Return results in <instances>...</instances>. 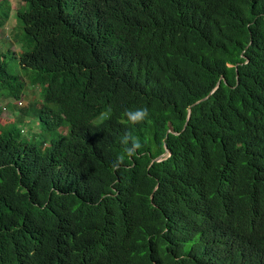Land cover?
Instances as JSON below:
<instances>
[{
	"label": "trees",
	"instance_id": "16d2710c",
	"mask_svg": "<svg viewBox=\"0 0 264 264\" xmlns=\"http://www.w3.org/2000/svg\"><path fill=\"white\" fill-rule=\"evenodd\" d=\"M23 2L18 62L70 132L0 130V264H264V0Z\"/></svg>",
	"mask_w": 264,
	"mask_h": 264
},
{
	"label": "rangeland",
	"instance_id": "374dc122",
	"mask_svg": "<svg viewBox=\"0 0 264 264\" xmlns=\"http://www.w3.org/2000/svg\"><path fill=\"white\" fill-rule=\"evenodd\" d=\"M9 2V18L0 29V52L6 69L23 79L24 85L19 101L9 93L10 85L0 87V130L12 128L20 139L37 143L45 142V147H48L55 137L69 134V125L62 124L51 132L43 129L39 111L44 102L43 85L46 79H37V70L23 68L18 62L17 52L21 51V44L26 42V39L22 38V23L16 19V9L17 6L24 7L25 3L23 0H9Z\"/></svg>",
	"mask_w": 264,
	"mask_h": 264
},
{
	"label": "clouds",
	"instance_id": "9594fccd",
	"mask_svg": "<svg viewBox=\"0 0 264 264\" xmlns=\"http://www.w3.org/2000/svg\"><path fill=\"white\" fill-rule=\"evenodd\" d=\"M20 99L21 98H19L17 101H19ZM125 116L133 125H135L144 122L148 118L149 110L147 107L127 109L125 111ZM119 142L124 146V150L122 154L117 155L116 160L112 165L114 169L121 166L124 163L126 157L132 158L136 156L138 150H140L143 147L140 138L133 135L132 132L130 131H126L120 137ZM166 152L170 153V150L167 149ZM165 153H163L161 156H158L157 159H160L161 157L164 158Z\"/></svg>",
	"mask_w": 264,
	"mask_h": 264
},
{
	"label": "water",
	"instance_id": "95a60500",
	"mask_svg": "<svg viewBox=\"0 0 264 264\" xmlns=\"http://www.w3.org/2000/svg\"><path fill=\"white\" fill-rule=\"evenodd\" d=\"M217 86H219V83H217ZM217 86H216V87H217ZM216 87H215V88H216ZM215 88H214V89H215ZM214 89H213V90H214ZM211 91H212V90H211ZM211 91H210V92H211ZM210 92H209V93H210ZM207 96H208V95H207ZM205 97H206V96H205ZM203 98H204V97H203ZM203 98H201V99H203Z\"/></svg>",
	"mask_w": 264,
	"mask_h": 264
}]
</instances>
